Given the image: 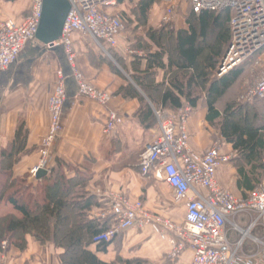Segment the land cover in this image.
Returning a JSON list of instances; mask_svg holds the SVG:
<instances>
[{"label": "built area", "instance_id": "obj_1", "mask_svg": "<svg viewBox=\"0 0 264 264\" xmlns=\"http://www.w3.org/2000/svg\"><path fill=\"white\" fill-rule=\"evenodd\" d=\"M42 1L30 0L29 13L20 21L0 18V74L36 42ZM66 1L70 8L61 35L45 47L63 50L69 73H57L48 100L49 125L40 144L39 163L31 170L32 176L38 169L49 172L53 162L52 149L62 130L67 79L75 82L79 97L101 107H107L111 100L109 94L97 90L77 71L73 37L78 34L87 37L105 53L106 49H114L124 23L121 16L111 10L123 1L139 3L140 0ZM179 1L185 2L194 14L229 12L230 39L217 67V76L220 78L234 68L255 62L261 70V78L247 99L264 100V0H162L161 23L171 24ZM189 113L188 107L176 113L155 111L156 132L138 158L141 175L164 182L172 190L175 201L186 203L183 224L176 225L151 215L140 201L131 203L121 194H108L109 208L100 213L99 218L109 221V229L94 236L92 242L95 245L108 243L121 232L149 226L155 233L167 237L171 244L169 255L173 259L190 250L193 253L191 264H264V180L245 198H237L221 188L216 182V172L231 157L222 154L219 143L201 154L189 149ZM123 120L120 113L110 111L103 135H110ZM237 217H243L246 223H237ZM256 231H260V235H256ZM246 243L253 247L249 252L244 250ZM5 248L6 244L2 243L1 249Z\"/></svg>", "mask_w": 264, "mask_h": 264}, {"label": "crops", "instance_id": "obj_2", "mask_svg": "<svg viewBox=\"0 0 264 264\" xmlns=\"http://www.w3.org/2000/svg\"><path fill=\"white\" fill-rule=\"evenodd\" d=\"M17 2L19 0L0 3L7 6ZM25 2H28L27 9L20 8L19 15L10 18L20 21L29 13L30 0ZM0 18H6L1 10ZM178 30H184V26ZM93 47L87 37L79 34L73 37L75 67L84 80L109 94L111 100L107 107H101L79 97L75 82L67 79L62 130L52 149L53 162L59 160L65 166L63 171L68 180L76 178L77 172L86 174V192L97 203L87 214L90 220L107 221L99 215L109 208L108 194H121L131 203L140 201L151 215L176 225L183 224L186 203L175 201L172 190L164 182L145 177L138 170V154L152 140L156 127L146 128L138 122L135 113L140 107L139 102L117 94L128 82L108 62L96 56ZM59 71L69 73L63 50L60 47L47 49L36 41L0 74V159L3 151L11 155L13 179L26 177L28 183H39L31 170L39 163L40 144L49 125L48 100ZM155 82L166 84L162 70L158 71ZM188 108L189 149L201 154L214 143H220L222 154L229 155L231 161L217 169L216 182L235 197L244 198L236 185L237 169L232 163L236 151L218 129L208 124L206 98L203 96L195 108ZM110 111L120 113L124 120L110 135L104 136L102 131ZM18 131L23 139H16ZM10 213H14L11 204L0 205V216ZM235 221L241 225L246 223L243 217H237ZM255 234L260 235V231ZM235 237L233 234L232 238ZM25 240L24 250L2 241L0 244L5 243L6 250L3 252L0 247V264H61L62 250L52 243H40L31 235H26ZM252 248L250 243L244 245L246 252ZM88 250L107 264H191L193 258L190 250L176 259L171 258L167 237L155 233L149 226L117 234L104 251H99L95 244L89 245Z\"/></svg>", "mask_w": 264, "mask_h": 264}, {"label": "trees", "instance_id": "obj_3", "mask_svg": "<svg viewBox=\"0 0 264 264\" xmlns=\"http://www.w3.org/2000/svg\"><path fill=\"white\" fill-rule=\"evenodd\" d=\"M154 2L139 1L137 13L140 20L146 21ZM229 19L228 11L194 14L189 9L186 29L148 32L149 42L155 47L144 57L132 59L131 80H126L127 85L121 87L117 94L139 102L135 118L146 128L154 125L155 114L142 94L159 110L170 113L178 112L185 105L195 108L204 96L208 124L218 129L236 151L237 155L232 159L237 169L236 185L245 198L264 180V125L258 123L254 114L242 111L243 106L233 109V105H229L222 111L217 108L243 74L242 69L236 68L220 78H213L230 39ZM211 28L218 34L214 43L208 45ZM160 70L164 72L167 85L155 82ZM117 73L120 74L119 71ZM21 134L18 131L16 139H23ZM64 167L59 160H54L48 174L37 179L39 183H28L26 177L12 178L11 155L2 152L0 205L4 202L11 204L14 213L0 216V243L6 241L8 246L24 250L25 237L31 235L40 243L49 242L61 249V264H107L88 247L93 244L94 236L109 229V221L100 223L88 219V212L97 203L86 192L87 176L77 172L76 178L68 180ZM107 245L101 243L96 246L99 251H104Z\"/></svg>", "mask_w": 264, "mask_h": 264}, {"label": "rangeland", "instance_id": "obj_4", "mask_svg": "<svg viewBox=\"0 0 264 264\" xmlns=\"http://www.w3.org/2000/svg\"><path fill=\"white\" fill-rule=\"evenodd\" d=\"M154 5L148 13L146 21L140 20L137 13L138 3H133L131 1H123L115 9L111 10L113 13L121 16V19L124 23V30L122 34L117 39V45L114 49H106V53L100 50L98 47H93V52L96 53V56L103 59L105 62H108L114 69L120 72L121 76L126 80L130 79V69L131 62L134 57H144L147 55L148 51L154 49V45L150 44L148 39V32L160 29H165L168 31H177L180 27L184 26V29L187 28L185 20L189 14L188 5L179 1L178 7L175 11V15L172 18L171 24L164 25L161 23V17L164 12V4L162 0H154ZM27 9L28 2L25 0H19L17 3L12 5H3L0 3V10L6 16L19 15L17 13L20 8ZM181 22H177V20ZM178 20V21H179ZM218 31L214 28H211V31L207 38V44L212 45ZM152 43V42H151ZM226 47L223 49L222 57L226 51ZM221 60V59H220ZM220 62V61H219ZM242 69L243 74L237 81V83L230 89V91L225 95L223 100L217 105V108L222 111L225 107L233 105V109L237 106H243L242 111H248L251 115L254 114L259 124L264 125V100L259 99H247V95L253 90L258 80L261 78V70L255 62L247 63L237 67ZM236 69V68H234ZM213 78H219L216 71L213 72ZM146 103L153 109V111H162L159 110V107L150 102L144 94H142ZM259 100V101H258ZM170 113L168 111H163ZM156 127V119L154 118V125ZM220 144V143H219ZM2 244H0L1 247ZM6 248L3 252H5ZM5 260V256H3Z\"/></svg>", "mask_w": 264, "mask_h": 264}, {"label": "water", "instance_id": "obj_5", "mask_svg": "<svg viewBox=\"0 0 264 264\" xmlns=\"http://www.w3.org/2000/svg\"><path fill=\"white\" fill-rule=\"evenodd\" d=\"M69 8L70 6L66 0L42 1L41 18L35 35L37 42L47 46L59 39ZM47 174V170L38 169L35 177L39 180Z\"/></svg>", "mask_w": 264, "mask_h": 264}]
</instances>
